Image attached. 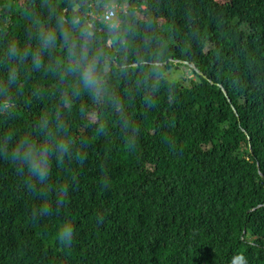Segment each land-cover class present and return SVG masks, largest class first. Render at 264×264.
I'll return each instance as SVG.
<instances>
[{
  "label": "trees",
  "instance_id": "trees-1",
  "mask_svg": "<svg viewBox=\"0 0 264 264\" xmlns=\"http://www.w3.org/2000/svg\"><path fill=\"white\" fill-rule=\"evenodd\" d=\"M0 264H264V0H0Z\"/></svg>",
  "mask_w": 264,
  "mask_h": 264
},
{
  "label": "built area",
  "instance_id": "built-area-1",
  "mask_svg": "<svg viewBox=\"0 0 264 264\" xmlns=\"http://www.w3.org/2000/svg\"><path fill=\"white\" fill-rule=\"evenodd\" d=\"M115 18V11L114 10H109L104 13L103 19L106 23L111 22Z\"/></svg>",
  "mask_w": 264,
  "mask_h": 264
},
{
  "label": "clouds",
  "instance_id": "clouds-1",
  "mask_svg": "<svg viewBox=\"0 0 264 264\" xmlns=\"http://www.w3.org/2000/svg\"><path fill=\"white\" fill-rule=\"evenodd\" d=\"M114 7H116V6H114ZM115 8H113V7H111V8H106L105 9V12H107V11H109V10H114ZM104 12V13H105ZM104 13H103V15H104ZM103 15H102V19H103ZM114 20V19H113ZM113 20L111 21V22H109V23H112L113 22ZM103 21H104V19H103ZM105 22V21H104ZM106 23V22H105ZM109 23H106V24H109ZM250 151H251V148H250ZM252 152V151H251Z\"/></svg>",
  "mask_w": 264,
  "mask_h": 264
},
{
  "label": "rangeland",
  "instance_id": "rangeland-1",
  "mask_svg": "<svg viewBox=\"0 0 264 264\" xmlns=\"http://www.w3.org/2000/svg\"><path fill=\"white\" fill-rule=\"evenodd\" d=\"M119 9H120V7H119ZM183 71H185V74L187 75L188 72H187L185 69L182 68V72H183ZM188 76H189V75H188Z\"/></svg>",
  "mask_w": 264,
  "mask_h": 264
}]
</instances>
